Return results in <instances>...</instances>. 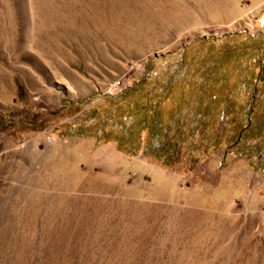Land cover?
<instances>
[{"label": "rangeland", "instance_id": "1", "mask_svg": "<svg viewBox=\"0 0 264 264\" xmlns=\"http://www.w3.org/2000/svg\"><path fill=\"white\" fill-rule=\"evenodd\" d=\"M262 125L264 0H0V264H264Z\"/></svg>", "mask_w": 264, "mask_h": 264}, {"label": "trees", "instance_id": "2", "mask_svg": "<svg viewBox=\"0 0 264 264\" xmlns=\"http://www.w3.org/2000/svg\"><path fill=\"white\" fill-rule=\"evenodd\" d=\"M120 91H123V89H121ZM262 127L264 128V125H262ZM143 128L144 127H141L140 130H142ZM246 128L247 127L245 126L244 128H242V130H245ZM261 130L262 129H257V131L254 133L255 135H259V136L261 135V136L254 143L246 146V148L251 150L252 154H254L256 156L259 152H262V155L256 157L255 161L258 163V165L261 169H264V133H262ZM237 135H238V133H236L235 137Z\"/></svg>", "mask_w": 264, "mask_h": 264}]
</instances>
